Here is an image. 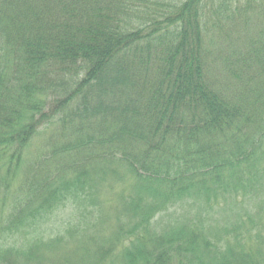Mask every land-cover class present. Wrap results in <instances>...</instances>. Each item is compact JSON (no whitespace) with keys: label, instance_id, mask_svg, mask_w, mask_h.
Segmentation results:
<instances>
[{"label":"trees","instance_id":"1","mask_svg":"<svg viewBox=\"0 0 264 264\" xmlns=\"http://www.w3.org/2000/svg\"><path fill=\"white\" fill-rule=\"evenodd\" d=\"M263 194L264 0H0V264H264Z\"/></svg>","mask_w":264,"mask_h":264},{"label":"rangeland","instance_id":"2","mask_svg":"<svg viewBox=\"0 0 264 264\" xmlns=\"http://www.w3.org/2000/svg\"><path fill=\"white\" fill-rule=\"evenodd\" d=\"M264 195V194H263ZM259 203V200L258 199H253L249 202V204H246L247 208L251 209L252 211H255V209L257 210V208H259V206L257 208H255L254 206H257ZM255 208V209H254ZM180 212V211H179ZM224 213V218L221 220V222H219V225H223L228 219L230 216H232V213L228 210H225V211H222ZM180 214V213H179ZM254 214V212L252 213ZM212 215H213V212H212ZM188 219H191V215L188 214L186 215ZM214 217L216 219H219L220 218V214H215ZM55 222H56V219H55ZM102 230V233L104 234V237H107L109 235V228L108 227H105ZM43 233H46V231H42Z\"/></svg>","mask_w":264,"mask_h":264}]
</instances>
